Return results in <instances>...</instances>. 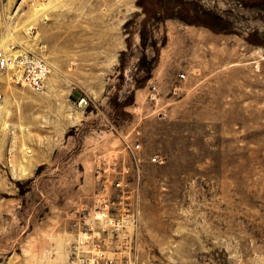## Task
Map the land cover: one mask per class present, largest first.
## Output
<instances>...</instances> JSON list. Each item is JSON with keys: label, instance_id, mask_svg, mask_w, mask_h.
I'll use <instances>...</instances> for the list:
<instances>
[{"label": "rangeland", "instance_id": "rangeland-1", "mask_svg": "<svg viewBox=\"0 0 264 264\" xmlns=\"http://www.w3.org/2000/svg\"><path fill=\"white\" fill-rule=\"evenodd\" d=\"M0 43L50 68L0 71V264H264V0H0Z\"/></svg>", "mask_w": 264, "mask_h": 264}, {"label": "built area", "instance_id": "built-area-1", "mask_svg": "<svg viewBox=\"0 0 264 264\" xmlns=\"http://www.w3.org/2000/svg\"><path fill=\"white\" fill-rule=\"evenodd\" d=\"M261 61L264 63V56H262ZM0 70L13 71L19 82H22L31 87L33 90L38 91L44 86V82L49 71V66L43 59L35 58L28 53L21 52L18 54H11V52L0 49ZM180 77L184 78V74H180ZM134 148H139V144H135ZM150 161L153 163L159 162L158 156L153 155L150 158ZM115 186L120 187V182H115ZM118 190L122 191V188L120 187ZM109 203L105 198H96L94 208L90 212H88L86 209H82L78 215V218L74 219L73 225L75 229L76 242L73 244L77 259H81L83 262L85 261L86 256H83V243L85 240L94 237V230L97 223H116L113 218L108 215ZM94 247L96 248V246ZM93 255L95 257L87 259L88 263L98 264L97 262L99 257L102 255L104 257L102 252Z\"/></svg>", "mask_w": 264, "mask_h": 264}, {"label": "bare ground", "instance_id": "bare-ground-1", "mask_svg": "<svg viewBox=\"0 0 264 264\" xmlns=\"http://www.w3.org/2000/svg\"><path fill=\"white\" fill-rule=\"evenodd\" d=\"M5 47H7V46H5V44L4 43H0V49L1 50H4L5 51ZM49 70H50V68H49ZM0 71H2V72H4V73H6L7 74V72H9V70H6V71H3V70H0ZM49 77V71H48V75H47V77H46V79H45V82H47V78ZM44 87V86H43ZM43 90V88L41 89V90H38V92H41Z\"/></svg>", "mask_w": 264, "mask_h": 264}]
</instances>
